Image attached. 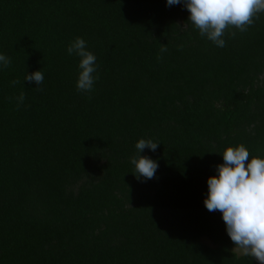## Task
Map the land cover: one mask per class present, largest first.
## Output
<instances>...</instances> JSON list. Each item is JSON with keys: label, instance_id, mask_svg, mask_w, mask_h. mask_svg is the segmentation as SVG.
<instances>
[{"label": "trees", "instance_id": "1", "mask_svg": "<svg viewBox=\"0 0 264 264\" xmlns=\"http://www.w3.org/2000/svg\"><path fill=\"white\" fill-rule=\"evenodd\" d=\"M188 17L166 0H0V264H252L204 199L227 147L264 156V13L223 48ZM140 139L160 143L148 180Z\"/></svg>", "mask_w": 264, "mask_h": 264}, {"label": "clouds", "instance_id": "2", "mask_svg": "<svg viewBox=\"0 0 264 264\" xmlns=\"http://www.w3.org/2000/svg\"><path fill=\"white\" fill-rule=\"evenodd\" d=\"M182 5L189 12V21L217 47L226 44L225 30L235 27L241 32L254 23V17L264 13V0H166V6ZM235 35V33H231ZM67 53L80 58L76 87L81 92H91L98 76L97 57L88 50L87 42L77 37L67 47ZM11 59L0 53V70L7 68ZM25 81L34 82L39 88L44 82L43 71L28 73ZM19 81H13L15 85ZM23 103L24 94L17 98ZM159 142L140 139L136 155L131 157L137 179L154 178L159 163L142 155L147 148L155 152ZM223 163L216 166L215 174L207 179L208 192L204 205L209 212L219 211L226 225V232L234 243L233 252L239 250L258 264H264V156H251L244 144L227 147L222 153Z\"/></svg>", "mask_w": 264, "mask_h": 264}, {"label": "rangeland", "instance_id": "3", "mask_svg": "<svg viewBox=\"0 0 264 264\" xmlns=\"http://www.w3.org/2000/svg\"><path fill=\"white\" fill-rule=\"evenodd\" d=\"M207 243H209V241L208 240H205ZM237 253H239V254H243V252L242 251H239V250H237L236 251Z\"/></svg>", "mask_w": 264, "mask_h": 264}]
</instances>
